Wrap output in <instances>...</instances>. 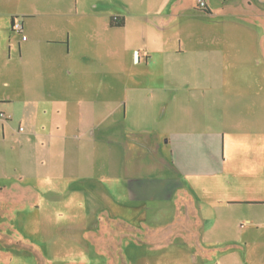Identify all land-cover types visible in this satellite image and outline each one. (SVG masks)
Segmentation results:
<instances>
[{"label":"crops","instance_id":"obj_1","mask_svg":"<svg viewBox=\"0 0 264 264\" xmlns=\"http://www.w3.org/2000/svg\"><path fill=\"white\" fill-rule=\"evenodd\" d=\"M205 1L0 0V264H264V0Z\"/></svg>","mask_w":264,"mask_h":264},{"label":"rangeland","instance_id":"obj_2","mask_svg":"<svg viewBox=\"0 0 264 264\" xmlns=\"http://www.w3.org/2000/svg\"><path fill=\"white\" fill-rule=\"evenodd\" d=\"M118 98V97H116ZM74 202L71 203L70 207L68 206L67 208H62V215L61 216H54V213L59 212L58 208L52 204L50 208V212H52V216L48 218V220H44L43 222H36L34 223L31 228L34 231H44V232H70V230H75V231H86V232H103L107 231L108 229L111 230L113 227L109 226V223L106 221V223L101 224L100 228L97 230L95 229H90V222H86L85 225L82 223H79L81 219H83L85 213H84V208H80L78 206L73 205ZM61 213V212H60ZM88 219H91L89 217ZM104 222V221H103ZM30 226V225H29ZM77 226V230L76 227ZM79 226H83V228H78ZM71 231V232H75ZM70 244H67V248L69 247ZM75 247V246H74Z\"/></svg>","mask_w":264,"mask_h":264},{"label":"built area","instance_id":"obj_3","mask_svg":"<svg viewBox=\"0 0 264 264\" xmlns=\"http://www.w3.org/2000/svg\"><path fill=\"white\" fill-rule=\"evenodd\" d=\"M197 6H198L199 9L205 10L207 8L206 1L205 0H197ZM114 19L116 20V17H114ZM12 29L14 31H18V32H20L22 30V21H21V19H16V20L13 21ZM23 38L25 39V36H23ZM8 118H9L8 114H6L3 111H0V119L6 120Z\"/></svg>","mask_w":264,"mask_h":264},{"label":"trees","instance_id":"obj_4","mask_svg":"<svg viewBox=\"0 0 264 264\" xmlns=\"http://www.w3.org/2000/svg\"><path fill=\"white\" fill-rule=\"evenodd\" d=\"M111 19H112V18H111ZM122 23H123V22H122V21H119V20H115V19H112V20H111V24H112V25H118V26H119V25H122Z\"/></svg>","mask_w":264,"mask_h":264}]
</instances>
